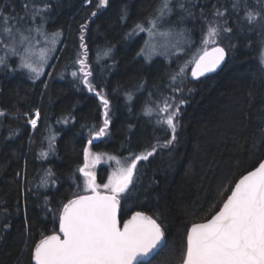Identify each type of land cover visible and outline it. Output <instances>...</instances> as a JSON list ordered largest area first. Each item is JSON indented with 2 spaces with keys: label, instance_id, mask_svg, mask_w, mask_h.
Listing matches in <instances>:
<instances>
[{
  "label": "trees",
  "instance_id": "1",
  "mask_svg": "<svg viewBox=\"0 0 264 264\" xmlns=\"http://www.w3.org/2000/svg\"><path fill=\"white\" fill-rule=\"evenodd\" d=\"M163 1L0 0V13L16 17L25 35L39 28L63 37L38 79L20 67L19 50L13 55L0 44V264H35V246L59 232L64 205L91 192L78 171L86 148L128 161L155 146L119 195L122 222L142 211L164 230L166 243L150 264H182L189 228L215 214L237 180L264 159V0L191 3L190 49L202 45L210 23L230 29L216 43L227 50L225 66L195 81L180 66L186 53L168 60L141 56L146 33L136 26L144 29ZM221 8L227 13L216 16ZM250 11L260 14L252 23ZM78 59L91 72L92 91ZM97 92L109 101V124L89 144L106 118ZM165 100L179 108L176 139L167 147L172 130L160 122L167 113L157 115ZM37 111L33 128L28 121ZM108 169L106 160L99 165L100 183Z\"/></svg>",
  "mask_w": 264,
  "mask_h": 264
},
{
  "label": "snow or ice",
  "instance_id": "2",
  "mask_svg": "<svg viewBox=\"0 0 264 264\" xmlns=\"http://www.w3.org/2000/svg\"><path fill=\"white\" fill-rule=\"evenodd\" d=\"M99 3L106 5L107 0H99ZM236 6L233 4V7ZM24 7L27 9L29 6L25 4ZM163 7L167 8L168 4L165 3ZM92 15L95 16L96 13L93 12ZM215 15L220 16L222 13L217 10ZM259 15L250 11L247 15L248 22L256 21ZM14 20L17 21L15 24ZM151 24L153 28L156 27L155 20L151 21ZM86 27L81 25L82 31ZM136 27L141 31L144 30L139 24ZM0 29H2L0 36L4 37L0 39V44L13 55L17 54L18 46L28 45L24 49L25 55L21 56L20 67L28 69L38 77L43 64L35 66L27 56L33 46L32 29H26L29 35H25L17 18L5 16L3 13H0ZM222 30L230 31L222 28L220 24L210 23L208 39H205L204 43H208L209 39L214 42ZM36 32L44 36L47 42L46 33L39 28ZM80 39L83 41V35ZM52 43L54 44L55 40H52ZM81 47L86 49L83 43ZM212 51L214 55L211 59L206 60L209 54L205 52L204 56L195 61L192 76L197 77L204 75L205 72H212L224 60L226 55L224 48L215 47ZM44 59L45 55L42 51L41 61ZM4 63L5 58L0 57V64ZM77 63L81 65L83 83L89 86V91H92V85L88 80L91 72L86 71L85 60L78 59ZM72 75L75 77L77 73L73 72ZM96 95L104 106L106 117L104 127L94 133V138H99L105 134L109 124L107 119L109 101L100 92ZM152 111L151 108L147 109V114L151 115ZM160 113H167L160 122L166 123L172 130L171 139L164 145L167 147L176 139L177 125L174 121L179 114V108L165 100L163 107L158 109L157 115ZM0 115L4 113L0 112ZM35 115L38 118L39 111ZM28 122L33 128L36 127V119H30ZM53 139L54 137H51L49 143V149L52 151H54L51 143ZM88 143L91 144L92 140ZM155 151L156 148L153 146L151 151L134 155L126 164H121L115 157H108L109 160H116L118 168L109 177L108 183L102 185L103 189L107 190L102 194L98 191L101 185L96 184L94 173L86 171L89 167L90 155L93 165L99 162L101 156L90 154L86 148L84 151L86 163L78 171L87 178L86 186L91 189L92 195L78 196L64 205L59 223V232L63 239L61 235L55 234L42 239L34 250L36 264H150L149 258L157 255L164 245L161 225L151 217L136 212L121 227L118 219L120 203L118 196L127 192L129 185L133 183L137 162L147 160ZM47 155V152H41L42 157ZM186 239L182 264H264V163H260L255 171L249 172L235 184L220 210L210 219L204 223H194Z\"/></svg>",
  "mask_w": 264,
  "mask_h": 264
},
{
  "label": "rangeland",
  "instance_id": "3",
  "mask_svg": "<svg viewBox=\"0 0 264 264\" xmlns=\"http://www.w3.org/2000/svg\"><path fill=\"white\" fill-rule=\"evenodd\" d=\"M177 0H164L162 6L160 7L159 12L157 13L156 17L153 19L156 22V27L153 28L151 24V20L145 27L146 33V44L142 50L141 56H143L147 61H152L156 57H164L167 60L177 55H181L182 53H186L187 57L180 60L181 68L190 74L191 67L193 66L197 57L203 52L204 48L207 46H211V44L217 43V37L213 42L211 39L208 40V43H204L205 39H208L206 34L202 45L198 48H194L193 50L190 49L191 40L188 34V28L186 26L187 20L193 16L192 12L190 11L191 3L194 0H179L175 5L172 6V3ZM167 3L168 7L165 8L163 5ZM228 9L221 8L219 12L224 14L227 13ZM163 13V15H161ZM149 29L151 31H149ZM33 39V46L31 50L27 53V56L35 66H40L43 64L41 74L36 77L34 73H31L28 69L24 68L33 79H38L46 74L48 69L50 68V62L52 57L54 56L58 43L62 42L63 37L61 34L59 35H47V42L45 41L44 36H40L38 34L31 33ZM52 40H55V43H52ZM28 47L27 44L18 46L17 51L19 50L20 57L25 55L24 49ZM51 49L50 51H48ZM55 49V50H54ZM42 51L45 55V59L41 61ZM21 63V59H20ZM180 70L182 71V69ZM36 114V113H35ZM34 114L32 119L37 120V124L39 122V117L37 118ZM36 124V125H37ZM32 126V125H31ZM90 154H94L90 152ZM101 159L99 162L93 165L92 157L90 155L88 164L89 167L86 171H91L94 173L96 178V184L101 185L98 189L101 193H106L107 190L103 189L102 185L108 183L109 177L116 172L118 165L116 160H119L121 164H126L127 161H123L117 157L116 160H109L100 154ZM106 160L108 163V175L106 176V180L103 183L98 181L97 172L99 169V165Z\"/></svg>",
  "mask_w": 264,
  "mask_h": 264
},
{
  "label": "water",
  "instance_id": "4",
  "mask_svg": "<svg viewBox=\"0 0 264 264\" xmlns=\"http://www.w3.org/2000/svg\"><path fill=\"white\" fill-rule=\"evenodd\" d=\"M215 47H222V48H224L222 45H214V46H212V47H210V48H208V49H206L205 51H203L198 57H197V59L196 60H198L199 59V57H201V56H204V54H205V52H207L209 55H208V57H206V60L207 59H211V57H212V55H214L213 54V49L215 48ZM224 50H225V53H226V55H225V58H224V60L220 63V65L214 70V71H212V72H205L204 73V75H201V76H197V77H194V76H192V70L195 68V62H194V64H193V66L191 67V70H190V74H189V79L191 80V81H195V80H198V79H200V78H203V77H207V76H210V75H213V74H215V73H217V72H219L224 66H225V64H226V62H227V59H228V53H227V50L224 48ZM195 60V61H196ZM96 140L97 139H93L92 140V142H96ZM85 163H86V161H85ZM260 163H264V159H262L260 162H259V164ZM259 164L255 167V168H253L252 170H250V171H248V172H246L244 175H242L238 180H237V182L243 177V176H245V175H247L249 172H251V171H255V169L256 168H258L259 167ZM236 182V183H237ZM235 183V184H236ZM235 186V185H234ZM234 186H233V188H234ZM231 193V192H230ZM103 194V193H102ZM82 195H92V192H89V193H85V194H81V195H79V196H82ZM230 195V194H229ZM78 196H76V197H74L73 199H76ZM73 199H71V200H73ZM118 199H119V201H120V203H119V209H118V219L120 220V222H121V227H122V225H123V223L124 222H126L127 220H129V219H131V217L136 213H133L129 218H127L124 222H122L121 221V219H120V213H121V200H120V198H119V196H118ZM68 203V202H67ZM66 203V204H67ZM65 204V205H66ZM223 205V204H222ZM222 207V206H221ZM220 207V208H221ZM220 208H219V210H220ZM218 210V211H219ZM62 212H63V210H62ZM137 212H141V213H143L145 216H148V217H151L152 219H154V220H156L155 218H153L151 215H149V214H147V213H145V212H142V211H137ZM61 215H62V213H61ZM214 215V214H213ZM212 217V216H211ZM210 217V218H211ZM209 218V219H210ZM208 220V219H207ZM207 220H205V221H201V222H197V223H204V222H206ZM156 222L158 223V224H160L157 220H156ZM161 228H162V226H161ZM191 229V227L189 228V230ZM162 230H163V228H162ZM189 230H188V232H189ZM163 232H164V230H163ZM61 235V238L63 239V236H62V234H60V232H57V233H53V234H50V235H48V236H51V235ZM48 236H46V237H48ZM46 237H44V238H46ZM43 238V239H44ZM42 240V239H41ZM40 240V241H41ZM40 241L38 242V244L40 243ZM165 243H166V236H165V233H164V245H165ZM164 245H163V247H164ZM162 247V248H163ZM161 248V249H162ZM35 250V249H34ZM155 256V255H154ZM154 256H152V257H150L149 258V260L150 259H152ZM34 262H35V264H36V261H35V259H34Z\"/></svg>",
  "mask_w": 264,
  "mask_h": 264
}]
</instances>
